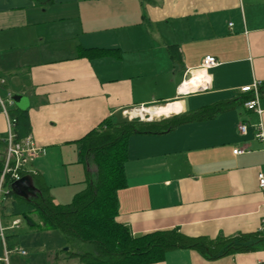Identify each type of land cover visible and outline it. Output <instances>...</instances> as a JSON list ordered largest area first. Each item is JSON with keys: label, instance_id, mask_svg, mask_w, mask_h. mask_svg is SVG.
<instances>
[{"label": "crops", "instance_id": "obj_1", "mask_svg": "<svg viewBox=\"0 0 264 264\" xmlns=\"http://www.w3.org/2000/svg\"><path fill=\"white\" fill-rule=\"evenodd\" d=\"M206 57L218 64L203 70ZM0 76L2 95L21 96L14 107L28 110V137L45 151L27 169L57 204L84 189L75 142L103 120L153 104L171 106L170 116L227 105L213 119L130 138L117 220L135 237L257 233L264 145L255 134L260 121L264 128V96L259 116L241 88L264 86V0H0ZM0 136H8L1 111ZM154 264H264V242L212 260L178 249Z\"/></svg>", "mask_w": 264, "mask_h": 264}, {"label": "trees", "instance_id": "obj_2", "mask_svg": "<svg viewBox=\"0 0 264 264\" xmlns=\"http://www.w3.org/2000/svg\"><path fill=\"white\" fill-rule=\"evenodd\" d=\"M87 53L90 51H82L81 55ZM260 95L264 96V86L260 87ZM251 98L248 96L246 101ZM14 105L9 108L8 115L14 123L15 141L19 142L30 135L31 127L28 110ZM224 106L217 104L193 113L150 121L130 120L122 115L109 117L75 142L79 160L87 171L84 189L70 203L57 204L42 177L25 169L19 171L20 175L22 178L32 176L38 193L29 199L16 196L12 192L14 183L7 177L0 207L9 210L12 217L27 219L33 229L59 231L73 247H79L75 252L68 251L70 257L66 258L68 261L77 259V264H154L163 261L168 252L178 249H195L211 260L228 254L253 252L264 242V236L258 233L208 240L189 238L174 229L135 237L117 220L119 192L128 186L126 164L130 138L167 134L182 125L213 119L230 109ZM6 149L7 139L0 136V177L4 171ZM32 217H37L38 221ZM16 237H6L8 249L16 245ZM55 259L58 262L59 255Z\"/></svg>", "mask_w": 264, "mask_h": 264}, {"label": "built area", "instance_id": "obj_3", "mask_svg": "<svg viewBox=\"0 0 264 264\" xmlns=\"http://www.w3.org/2000/svg\"><path fill=\"white\" fill-rule=\"evenodd\" d=\"M218 64L217 60L213 57H206L203 61L202 68L203 70H207L211 67H214ZM7 85V80L3 77L0 76V110L2 111L3 114L7 116L8 119V136H7V149H6V154H5V166H4V171L0 177V203L2 199V194H3V188H4V183L6 181V178L9 177L12 183H15L19 180L22 179V176L20 175L19 171L20 170H27V165L33 160L40 156L44 155L45 151L44 149L38 147L34 142L31 137H27L22 141H15L14 134L12 132V127L14 123L9 119L8 111L11 106H13V100H12V95L10 93L6 94V98L3 97L1 90L3 86ZM260 87L261 83L255 82L252 85L245 86L241 88L242 93L250 94L252 96L251 99L247 100L245 102V107L249 111H254L257 113L259 116H262L263 110L260 107ZM125 115L132 119L131 113L125 112ZM137 114L135 117H138ZM239 132L242 135H245L247 133V125L246 124H240L239 127ZM255 137L264 145V128L263 124L260 121L259 125L256 128V134ZM245 150L243 149H235L234 154L240 155L243 154ZM258 183H259V188L260 191L263 195V207H264V171L260 170L258 173ZM21 221L19 219L13 221L12 228H18ZM258 234L261 236H264V217L261 220V224L259 226V229L257 231ZM1 241L5 245L6 239L4 237L3 232H1ZM13 252H17L18 254L21 255H26V252L21 250V249H15ZM7 257L9 254L12 253L10 250L5 251ZM1 260V259H0Z\"/></svg>", "mask_w": 264, "mask_h": 264}, {"label": "rangeland", "instance_id": "obj_4", "mask_svg": "<svg viewBox=\"0 0 264 264\" xmlns=\"http://www.w3.org/2000/svg\"><path fill=\"white\" fill-rule=\"evenodd\" d=\"M2 93V91H1ZM4 98L6 96L3 95ZM162 107L161 104H153L145 107L131 108L127 112L131 113L132 119H140L150 121L153 119H161L163 117H152L146 111L151 112L153 109ZM137 114L138 117H135ZM125 116L124 113L122 114ZM170 117V116H169ZM126 118V117H125ZM127 119H130L129 117ZM39 157V156H38ZM36 157V158H38ZM34 161V160H33ZM28 166V165H27ZM95 169L92 168V171ZM8 205V202L6 203ZM7 210V209H6ZM2 210L0 207V235L3 232L6 239L7 234L16 235L15 243L17 247L26 252V255L12 252L6 255L5 251L9 250L0 243V264H77V259L70 261L66 260L70 257L67 252H75L79 247H73L69 241L57 230H39L33 229L28 220L23 217L11 216L9 210ZM37 222V217H32ZM19 219L21 224L18 228H12L14 220ZM10 230V231H9ZM1 237V236H0ZM1 242V238H0ZM68 248V250H66ZM56 255H59L60 260L56 262Z\"/></svg>", "mask_w": 264, "mask_h": 264}, {"label": "water", "instance_id": "obj_5", "mask_svg": "<svg viewBox=\"0 0 264 264\" xmlns=\"http://www.w3.org/2000/svg\"><path fill=\"white\" fill-rule=\"evenodd\" d=\"M21 99V96H12V100L15 104H20ZM12 192L16 196L29 199L36 196L38 189L34 185L32 176L27 175L12 185ZM66 250H68V248Z\"/></svg>", "mask_w": 264, "mask_h": 264}, {"label": "bare ground", "instance_id": "obj_6", "mask_svg": "<svg viewBox=\"0 0 264 264\" xmlns=\"http://www.w3.org/2000/svg\"><path fill=\"white\" fill-rule=\"evenodd\" d=\"M197 81L192 80L191 83L188 82L185 84L184 88H189L191 84H195ZM192 86V85H191ZM149 113L150 116L152 117H168L170 116V113L172 112V107L171 106H162L156 109H153L151 112L146 111Z\"/></svg>", "mask_w": 264, "mask_h": 264}]
</instances>
